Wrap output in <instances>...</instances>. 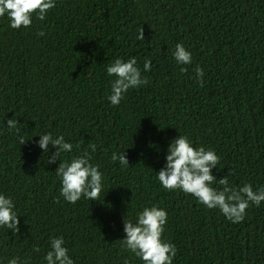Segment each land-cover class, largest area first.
Segmentation results:
<instances>
[{"label": "trees", "instance_id": "16d2710c", "mask_svg": "<svg viewBox=\"0 0 264 264\" xmlns=\"http://www.w3.org/2000/svg\"><path fill=\"white\" fill-rule=\"evenodd\" d=\"M178 43L191 52L190 65L174 59ZM131 57L149 82L113 106L106 67ZM12 118L24 145L6 127ZM45 133L63 135L72 152L48 163L56 148L43 153ZM179 135L215 151L217 180L230 172L234 187L264 186V0H56L45 20L33 16L18 30L0 17V194L19 216L18 233L0 228V264H47L53 237H63L74 264H144L122 246L124 220L135 223L153 205L168 213L162 239L176 246L173 264H264V201L232 223L159 183ZM85 149L103 190L97 201L71 204L55 172ZM113 152H124L129 166L113 162Z\"/></svg>", "mask_w": 264, "mask_h": 264}, {"label": "clouds", "instance_id": "9594fccd", "mask_svg": "<svg viewBox=\"0 0 264 264\" xmlns=\"http://www.w3.org/2000/svg\"><path fill=\"white\" fill-rule=\"evenodd\" d=\"M54 7L56 0H0V17L7 15L12 29L29 28L33 23V16L43 21ZM38 35L44 36L45 33L40 31ZM137 39H145L143 28L139 30ZM173 56L177 64L192 63V54L186 50L183 43L176 45ZM143 69L151 71L150 59L145 60ZM186 71L187 68H181V72ZM194 72L197 82L203 87V70L197 66ZM106 73L109 77H114L111 94L107 97L113 106H119L130 89H139L141 85H147L149 82L142 77L136 57H131L126 62L123 58H116L108 64ZM19 125L18 120L12 118L7 121L6 127L19 137L18 143L24 145L27 141L20 135ZM39 136L38 146L44 154L49 152V145L56 148V151L48 156V163H55L61 153H70L73 150V144L66 142L63 135L53 138L51 133H45ZM88 149L94 153L97 145L89 143ZM88 149L70 162H60L55 172L61 181L60 196L71 204H76L82 198L97 201L103 190V174L98 164L91 163L92 156ZM111 159L113 162L118 160L122 167L129 166L124 152H113ZM219 163L220 158L215 151L206 150L203 146L193 147L188 136L179 135L169 144L166 165L157 173L158 181L165 190L190 194L207 209H219L232 223H241L250 205L259 207L264 201V186L255 191L249 183L234 187L229 184L230 172L227 177L217 180L212 174V169L217 168ZM214 184L221 185L222 189L213 187ZM167 220L168 213L163 208L155 205L144 207L137 213L135 223L124 220L123 230L126 236L121 240L122 246L144 264H173L177 254L176 246L162 239ZM0 228L12 230L13 234L19 232V216L14 201L3 194H0ZM64 244L63 237L51 239V250L44 256L47 264H74V260L69 256V249ZM33 251L39 252L40 248L35 247ZM8 264H27V261L13 257Z\"/></svg>", "mask_w": 264, "mask_h": 264}]
</instances>
